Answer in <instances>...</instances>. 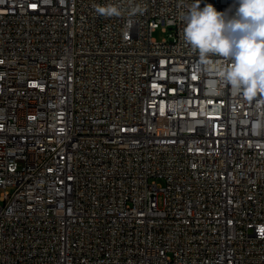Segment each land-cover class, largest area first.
Returning <instances> with one entry per match:
<instances>
[{
  "label": "built area",
  "instance_id": "2783aa9c",
  "mask_svg": "<svg viewBox=\"0 0 264 264\" xmlns=\"http://www.w3.org/2000/svg\"><path fill=\"white\" fill-rule=\"evenodd\" d=\"M194 2L0 0V264H264V93Z\"/></svg>",
  "mask_w": 264,
  "mask_h": 264
},
{
  "label": "clouds",
  "instance_id": "9594fccd",
  "mask_svg": "<svg viewBox=\"0 0 264 264\" xmlns=\"http://www.w3.org/2000/svg\"><path fill=\"white\" fill-rule=\"evenodd\" d=\"M201 2L195 0L183 17L185 43L202 61L210 55L227 58L220 75L233 92L249 98L264 93V0H237L233 15L211 4L201 8ZM97 11L119 14L114 6Z\"/></svg>",
  "mask_w": 264,
  "mask_h": 264
},
{
  "label": "rangeland",
  "instance_id": "374dc122",
  "mask_svg": "<svg viewBox=\"0 0 264 264\" xmlns=\"http://www.w3.org/2000/svg\"><path fill=\"white\" fill-rule=\"evenodd\" d=\"M153 36L157 38L158 40H162L163 38L167 37L168 34L165 33L161 28H158L154 33ZM161 182V181H159Z\"/></svg>",
  "mask_w": 264,
  "mask_h": 264
}]
</instances>
